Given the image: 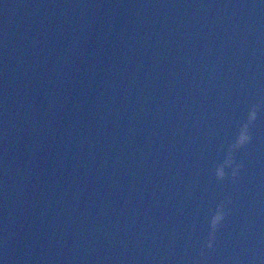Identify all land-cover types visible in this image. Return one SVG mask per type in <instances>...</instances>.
I'll use <instances>...</instances> for the list:
<instances>
[{
	"label": "water",
	"instance_id": "95a60500",
	"mask_svg": "<svg viewBox=\"0 0 264 264\" xmlns=\"http://www.w3.org/2000/svg\"><path fill=\"white\" fill-rule=\"evenodd\" d=\"M0 264H264V0H0Z\"/></svg>",
	"mask_w": 264,
	"mask_h": 264
},
{
	"label": "clouds",
	"instance_id": "9594fccd",
	"mask_svg": "<svg viewBox=\"0 0 264 264\" xmlns=\"http://www.w3.org/2000/svg\"><path fill=\"white\" fill-rule=\"evenodd\" d=\"M259 105L254 104L248 111L246 120L240 125L239 131L235 136L233 142L228 146V149L224 155V158L219 162L214 170L215 176L218 180H223L226 176L235 179L238 176V170L242 167V164L237 162L235 158V153L237 150L243 148L247 145L251 139L250 126L257 119ZM231 169L229 173L227 170ZM227 212L225 211V203L221 201L217 205L215 211L212 213L210 219V232L205 246L207 248L213 247V242L215 239V233L221 226L222 221L225 219Z\"/></svg>",
	"mask_w": 264,
	"mask_h": 264
}]
</instances>
